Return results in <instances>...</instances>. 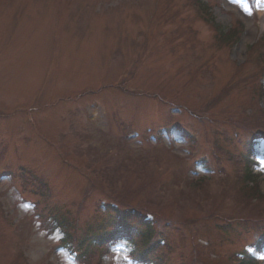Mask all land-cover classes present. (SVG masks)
Returning a JSON list of instances; mask_svg holds the SVG:
<instances>
[{
	"label": "rangeland",
	"instance_id": "1",
	"mask_svg": "<svg viewBox=\"0 0 264 264\" xmlns=\"http://www.w3.org/2000/svg\"><path fill=\"white\" fill-rule=\"evenodd\" d=\"M201 1L214 23L194 0H0V264H78L69 246L58 250V222L78 241L107 231L140 244L139 227L124 229L119 210L105 213L129 205L168 239L165 264H228L244 251L264 260L254 249L258 222L219 231L203 220H259L232 183L253 134L264 135V99L254 96L264 78L247 61L264 36V0ZM238 20V44L219 45L217 32ZM254 150L264 194V142ZM145 151L150 160L140 158ZM200 158L212 170L196 167ZM173 175L207 177L208 185L173 191ZM133 248L118 244L102 264H139Z\"/></svg>",
	"mask_w": 264,
	"mask_h": 264
},
{
	"label": "trees",
	"instance_id": "2",
	"mask_svg": "<svg viewBox=\"0 0 264 264\" xmlns=\"http://www.w3.org/2000/svg\"><path fill=\"white\" fill-rule=\"evenodd\" d=\"M241 33H242V27L238 25V28H233L228 32V34H224L221 37V39H219V41L224 44H229V43L234 44L236 41H238ZM240 165L242 166L243 174L241 175V178L243 182L238 190L241 191L243 201L244 200L249 201L250 197L252 196L259 197L257 195V190H255V188H249L248 186V183L256 182V177L252 174V166L254 165V162L248 157L245 159V161L244 160L241 161ZM245 183L248 187L245 186ZM147 231L153 233V230L151 228H147ZM239 262L240 264H255V262L249 257H246L240 260Z\"/></svg>",
	"mask_w": 264,
	"mask_h": 264
}]
</instances>
